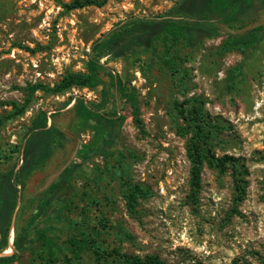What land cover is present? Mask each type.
Listing matches in <instances>:
<instances>
[{
  "label": "rangeland",
  "instance_id": "1",
  "mask_svg": "<svg viewBox=\"0 0 264 264\" xmlns=\"http://www.w3.org/2000/svg\"><path fill=\"white\" fill-rule=\"evenodd\" d=\"M178 1L107 0L100 8L65 13L53 0H0V118L12 111L11 102L23 104L28 85L52 87L68 72H85L93 43L117 24L132 18L162 17ZM251 1L256 10L254 22L228 29L214 18V37L193 49L181 44L174 47L180 67L189 73L183 95L168 70L148 54L100 59L138 98L136 123L130 105L102 74L108 93L102 112L123 118L115 127L116 142L108 150L113 152L108 158L113 161L117 150L124 151L131 179L150 191L131 215L117 180L94 181L105 159L96 154L92 134L71 110L74 98L98 103L102 86L71 88L56 95L37 90L23 114L4 121L0 171L9 170L21 159L10 149L20 145L38 113L45 112L48 125L53 124L64 136L59 143L53 142L50 158L18 194L12 222L19 230L28 226L31 248L36 247V230L51 221L50 214L30 220L36 204L62 170L77 162L81 172L73 181L75 214L89 197L96 199L98 204H90L88 214L91 222L102 215L107 219L111 231L104 239L109 246L129 255H157L167 264H264V0ZM257 27L261 29L259 39L244 53L222 50L229 36ZM191 97L202 101L211 122L224 126L213 148L216 156L238 158L245 167L241 201L236 199L230 172L218 174L207 167L201 171L200 190L192 197L185 156L188 136L180 134L181 121L175 120L172 110L174 100ZM116 228L124 229L129 238L116 236ZM13 236L12 226L7 250L0 256L16 254L10 264H32L31 252L14 249ZM74 264L94 263L85 253Z\"/></svg>",
  "mask_w": 264,
  "mask_h": 264
},
{
  "label": "trees",
  "instance_id": "2",
  "mask_svg": "<svg viewBox=\"0 0 264 264\" xmlns=\"http://www.w3.org/2000/svg\"><path fill=\"white\" fill-rule=\"evenodd\" d=\"M53 1L65 13L90 6L100 8L107 3V0H72L70 3ZM251 4V0H180L162 17L132 18L121 22L93 43L92 55L87 61L85 72H68L52 87L42 84L28 85L23 104L11 102L12 111L0 118V127L5 120L23 114L37 90L56 95L71 88L94 90L102 86L98 103L74 98L71 110L76 121L92 134L96 154L105 159L104 166L98 169L94 181L117 180L120 183L121 197L131 215L139 200L150 196V191L131 179L130 166L126 163L124 151L117 150L113 161L108 158L113 155L108 150L116 142L115 127L120 126L123 118L116 114L109 117L102 112L108 97L102 74L106 75L110 86L119 97L130 105L136 123L139 113L138 98L133 88L125 85L117 75L100 64V59L148 54L150 59H158L168 70L173 76L175 86L183 95L187 90L189 73L180 67L181 58L174 47L181 44L186 49H193L202 40L214 37L217 33L211 23L214 18H219L228 29L243 28L254 22L252 15L256 10ZM260 30L257 27L242 35L229 36L223 43L222 50L244 53L258 41ZM172 110L175 120L181 121L178 128L180 134L188 136L185 156L189 163L188 186L192 197L195 198L199 192L201 171L207 167L218 174L229 171L236 199L241 201L245 184L243 177L246 175L244 165L238 158L218 157L213 151L224 126L207 118L203 103L198 97L174 100ZM63 138V134L53 124L48 125L45 112H40L31 121L20 145L10 149L11 153L21 155V159L9 170L0 171V253L7 250L9 231L13 226L12 245L18 253L31 252L34 260L32 264H74L80 262L85 253L91 255L94 264H167L157 255H129L118 247L106 244L104 236L111 231L107 219L102 215L91 222L90 213L88 214L90 204H98L96 199L89 197L85 207L75 214L77 208L74 206L76 194L73 181L81 172V164L77 162L70 163L62 170L36 204L30 220H42L50 214L51 221L46 227L36 230V247L31 248L28 245V226L19 230L15 222H12L18 194L24 189L31 175L50 158L53 142L59 143ZM83 196L85 201L87 193L84 192ZM114 234L122 239L129 238L122 228H116ZM15 258L16 254L0 256V264H10Z\"/></svg>",
  "mask_w": 264,
  "mask_h": 264
},
{
  "label": "bare ground",
  "instance_id": "3",
  "mask_svg": "<svg viewBox=\"0 0 264 264\" xmlns=\"http://www.w3.org/2000/svg\"><path fill=\"white\" fill-rule=\"evenodd\" d=\"M11 237V236H10Z\"/></svg>",
  "mask_w": 264,
  "mask_h": 264
}]
</instances>
